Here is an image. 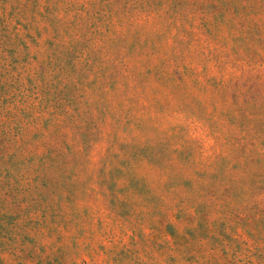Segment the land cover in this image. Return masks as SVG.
<instances>
[{"label":"rangeland","instance_id":"rangeland-1","mask_svg":"<svg viewBox=\"0 0 264 264\" xmlns=\"http://www.w3.org/2000/svg\"><path fill=\"white\" fill-rule=\"evenodd\" d=\"M0 264H264V0H0Z\"/></svg>","mask_w":264,"mask_h":264}]
</instances>
